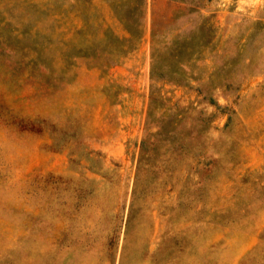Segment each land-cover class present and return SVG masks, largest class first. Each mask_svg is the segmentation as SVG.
<instances>
[{
  "label": "rangeland",
  "instance_id": "374dc122",
  "mask_svg": "<svg viewBox=\"0 0 264 264\" xmlns=\"http://www.w3.org/2000/svg\"><path fill=\"white\" fill-rule=\"evenodd\" d=\"M0 0V264H264V0Z\"/></svg>",
  "mask_w": 264,
  "mask_h": 264
},
{
  "label": "crops",
  "instance_id": "0c3cea01",
  "mask_svg": "<svg viewBox=\"0 0 264 264\" xmlns=\"http://www.w3.org/2000/svg\"><path fill=\"white\" fill-rule=\"evenodd\" d=\"M146 4L147 21L152 29L160 31L172 28L176 15L187 11L182 2L175 0H148Z\"/></svg>",
  "mask_w": 264,
  "mask_h": 264
}]
</instances>
